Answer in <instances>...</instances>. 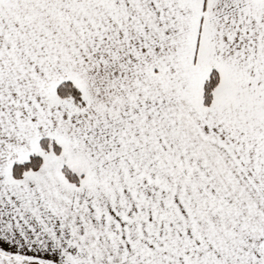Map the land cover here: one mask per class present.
I'll return each instance as SVG.
<instances>
[{
	"label": "snow or ice",
	"instance_id": "obj_1",
	"mask_svg": "<svg viewBox=\"0 0 264 264\" xmlns=\"http://www.w3.org/2000/svg\"><path fill=\"white\" fill-rule=\"evenodd\" d=\"M0 264H264V0H0Z\"/></svg>",
	"mask_w": 264,
	"mask_h": 264
}]
</instances>
